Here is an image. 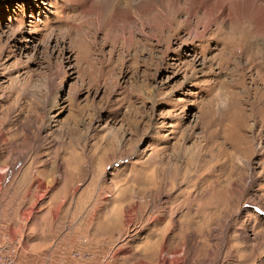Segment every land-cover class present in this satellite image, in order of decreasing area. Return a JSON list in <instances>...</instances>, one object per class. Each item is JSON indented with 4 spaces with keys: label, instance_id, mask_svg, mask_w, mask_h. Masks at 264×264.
Segmentation results:
<instances>
[{
    "label": "rangeland",
    "instance_id": "obj_1",
    "mask_svg": "<svg viewBox=\"0 0 264 264\" xmlns=\"http://www.w3.org/2000/svg\"><path fill=\"white\" fill-rule=\"evenodd\" d=\"M72 1L0 0V264H264V69Z\"/></svg>",
    "mask_w": 264,
    "mask_h": 264
},
{
    "label": "bare ground",
    "instance_id": "obj_2",
    "mask_svg": "<svg viewBox=\"0 0 264 264\" xmlns=\"http://www.w3.org/2000/svg\"><path fill=\"white\" fill-rule=\"evenodd\" d=\"M72 2L95 22L106 14L111 18L120 19V22L133 18L140 22L141 28L146 24L152 28H164L169 18L172 19L170 25L178 21L179 23L170 26L164 43L169 42L182 31L180 28L188 30L189 26L193 25L191 37L195 40L199 38L206 41L214 40L217 50L214 57L219 60L220 67L230 70V74L235 78L239 79L246 75L247 70H243L244 63L249 64L253 69L259 63V67L264 69V46L261 44V41H264V0H73ZM146 15L152 16L144 21L142 16ZM178 39L180 36L175 38ZM149 48L146 47L142 53L145 52L146 56L152 58ZM253 69L248 71L251 72ZM255 74L252 79L254 85L264 77H262L264 73L260 74L258 70ZM262 90L264 91V87Z\"/></svg>",
    "mask_w": 264,
    "mask_h": 264
}]
</instances>
